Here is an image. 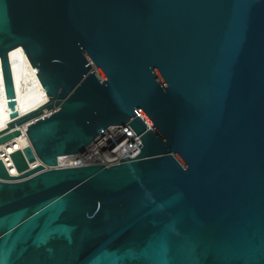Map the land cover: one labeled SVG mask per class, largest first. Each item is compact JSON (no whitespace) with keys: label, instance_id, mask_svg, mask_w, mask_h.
Instances as JSON below:
<instances>
[{"label":"water","instance_id":"obj_1","mask_svg":"<svg viewBox=\"0 0 264 264\" xmlns=\"http://www.w3.org/2000/svg\"><path fill=\"white\" fill-rule=\"evenodd\" d=\"M20 45L49 95L25 114ZM0 57V143L30 138L0 157V264H264V0H0ZM114 124L135 157L32 166Z\"/></svg>","mask_w":264,"mask_h":264},{"label":"bare ground","instance_id":"obj_2","mask_svg":"<svg viewBox=\"0 0 264 264\" xmlns=\"http://www.w3.org/2000/svg\"><path fill=\"white\" fill-rule=\"evenodd\" d=\"M12 72L16 90V105L20 114H25L31 110L37 109L49 100V95L43 86L35 68L33 67L27 53L20 45L10 50L9 53ZM51 109L45 107L43 114H49ZM13 120L10 115L8 97L0 57V130L8 127V122ZM27 124L19 125L21 132L13 138L0 143V157L6 160L10 172L18 174L13 164L11 153L16 149L23 148L30 144V138L27 134ZM2 133V132H1ZM37 160L32 166L40 164Z\"/></svg>","mask_w":264,"mask_h":264},{"label":"built area","instance_id":"obj_3","mask_svg":"<svg viewBox=\"0 0 264 264\" xmlns=\"http://www.w3.org/2000/svg\"><path fill=\"white\" fill-rule=\"evenodd\" d=\"M141 137L129 124H114L100 133L86 148L77 153L58 156L57 164L49 165L40 161L44 168L69 167L91 163L112 165L121 158L135 157L141 152ZM6 161V160H5ZM8 165V164H7Z\"/></svg>","mask_w":264,"mask_h":264}]
</instances>
